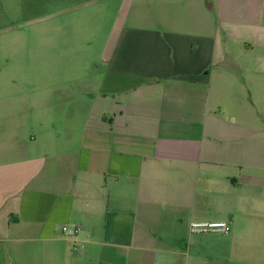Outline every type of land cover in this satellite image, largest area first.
Wrapping results in <instances>:
<instances>
[{"label":"crops","instance_id":"1","mask_svg":"<svg viewBox=\"0 0 264 264\" xmlns=\"http://www.w3.org/2000/svg\"><path fill=\"white\" fill-rule=\"evenodd\" d=\"M246 22L126 31L87 119L42 145L0 142V264H255L264 27ZM193 221L231 232L194 234Z\"/></svg>","mask_w":264,"mask_h":264},{"label":"rangeland","instance_id":"2","mask_svg":"<svg viewBox=\"0 0 264 264\" xmlns=\"http://www.w3.org/2000/svg\"><path fill=\"white\" fill-rule=\"evenodd\" d=\"M249 20L264 27V0H0V142L42 145L87 119L126 31L170 34L200 21L215 33ZM244 259L264 264V246Z\"/></svg>","mask_w":264,"mask_h":264},{"label":"built area","instance_id":"3","mask_svg":"<svg viewBox=\"0 0 264 264\" xmlns=\"http://www.w3.org/2000/svg\"><path fill=\"white\" fill-rule=\"evenodd\" d=\"M190 230L194 234H229L231 225L228 221H193ZM64 236L74 239L80 232L77 226H64L62 228Z\"/></svg>","mask_w":264,"mask_h":264}]
</instances>
